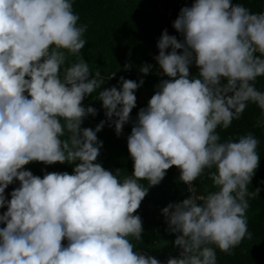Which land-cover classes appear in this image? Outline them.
<instances>
[{
  "label": "clouds",
  "instance_id": "1",
  "mask_svg": "<svg viewBox=\"0 0 264 264\" xmlns=\"http://www.w3.org/2000/svg\"><path fill=\"white\" fill-rule=\"evenodd\" d=\"M78 19L73 0H0V264H217V249L231 255L253 235L247 210L261 191L249 189L260 141L252 132L222 140L217 129L229 128L249 103L264 126V91L255 84L264 76V11L193 0L172 24L183 39L162 31L155 59L170 79L156 85L127 137L131 175L95 162L104 120L81 128L97 111L82 101L104 77L96 70L90 78L81 55L88 25ZM120 82L98 93L117 135L143 79ZM32 161L78 163L72 174L41 178L24 169ZM171 166L191 195L161 210L180 249L162 262L136 250L144 229L134 213ZM205 178L214 190L196 195L192 182ZM14 180L19 186L6 199Z\"/></svg>",
  "mask_w": 264,
  "mask_h": 264
},
{
  "label": "trees",
  "instance_id": "2",
  "mask_svg": "<svg viewBox=\"0 0 264 264\" xmlns=\"http://www.w3.org/2000/svg\"><path fill=\"white\" fill-rule=\"evenodd\" d=\"M232 3H241L252 12L264 11V0H232ZM177 8L178 0H73V11L79 16L78 24L88 25L84 33L86 43L81 55L88 62L90 78L95 75L96 70L104 77L100 89L88 94L82 101L85 107L91 106L97 111L95 116L88 114L83 118L81 128L95 129L101 120L105 121L97 132L98 140L103 143L95 162L100 163L106 170L114 172L115 169H120L122 175H131L133 172V159L127 148V137L134 126L139 109L147 106L160 80L167 79L166 76H157L160 69L158 64H154V68L147 74L142 73L140 67L145 64L149 66L152 62L164 26L175 16ZM175 36L178 40L183 39L178 32ZM181 51L177 50L178 53ZM75 59L74 56L68 57L69 61ZM125 64L129 67L125 68ZM189 67L191 75L198 74V67L194 63ZM113 73L114 75H111ZM121 76L137 83L143 79V84L135 90L136 105L130 112L129 122L123 125L121 133L117 135L115 125L105 115L98 93L111 86H116L119 90ZM255 84L259 90L264 91V76L258 77ZM259 117L260 109L249 103L240 118L234 119L229 128L217 129L222 140L237 138L247 132H252L259 139L257 151L260 154V162L249 189H261L259 196L250 200L247 210L248 230L252 232V238L243 239L232 250L231 255L217 249V264H264V183H261L264 181V126H257ZM75 163L78 161L72 164L32 161L23 167L42 178L46 172L66 171L72 174ZM141 183L147 186L146 181ZM193 183L197 195L214 190L210 179H198ZM18 186L19 181L14 180L6 187V199L11 198V191ZM189 195L187 185L179 179L176 166L166 170V175L158 185L149 187L134 213L141 217L144 229L141 241H133L137 251L162 262L179 255V247L174 244L176 233L169 231L161 210L169 203L180 202ZM4 211L6 206L0 207V214ZM4 226L0 223V227ZM66 243V240H62V244Z\"/></svg>",
  "mask_w": 264,
  "mask_h": 264
},
{
  "label": "built area",
  "instance_id": "3",
  "mask_svg": "<svg viewBox=\"0 0 264 264\" xmlns=\"http://www.w3.org/2000/svg\"><path fill=\"white\" fill-rule=\"evenodd\" d=\"M192 3H193V0H178V8H177V10H176V14H175V16L171 17L170 20H168L167 25L164 26V30L167 29L169 35H176V32H177V31L173 28L172 24H173V21H174V20L176 19V17L178 16L180 9H181L182 7H184V6H191ZM165 51H166V52L171 51V47H169V48L166 49ZM158 53H159V49H158L157 46H156V48H155V53H154V55L152 56V62L149 63V70L154 68V64H158L157 60L155 59V57L158 55ZM157 76H158L159 78H162V77H164V76H166V75H163V74H162V69L160 68L159 71L157 72ZM166 78H167V79H170V78L167 77V76H166ZM178 170H179V169H178ZM192 183H193V182H192ZM186 185H187V184H186ZM193 185H194V183H193ZM187 188H188V185H187ZM188 191H189V189H188ZM189 193H190V191H189ZM195 194H196V193H195ZM190 195H191V193H190ZM190 195H189V196H190ZM196 195H197V194H196ZM178 251L180 252V249H179V248H178Z\"/></svg>",
  "mask_w": 264,
  "mask_h": 264
}]
</instances>
